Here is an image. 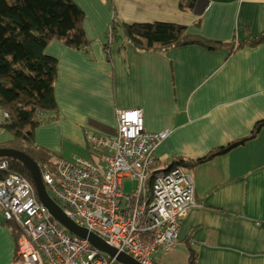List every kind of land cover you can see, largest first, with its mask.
I'll return each mask as SVG.
<instances>
[{"label":"crops","instance_id":"0c3cea01","mask_svg":"<svg viewBox=\"0 0 264 264\" xmlns=\"http://www.w3.org/2000/svg\"><path fill=\"white\" fill-rule=\"evenodd\" d=\"M71 1L84 13L88 45L72 50L52 41L45 49L57 60V111L42 116L46 123L36 129L35 143L53 157L101 164L103 152L90 147L87 136L113 137L118 109H141L146 132L169 131L153 153L157 171L246 138L264 119V43L232 53L197 46L140 52L120 28L170 23L236 46L264 34V0H196L189 11L180 9L181 0ZM187 171L196 206L178 220L177 244L157 252L155 264H187L189 249L195 264H264V127ZM15 254L0 212V264H14Z\"/></svg>","mask_w":264,"mask_h":264},{"label":"built area","instance_id":"2783aa9c","mask_svg":"<svg viewBox=\"0 0 264 264\" xmlns=\"http://www.w3.org/2000/svg\"><path fill=\"white\" fill-rule=\"evenodd\" d=\"M108 38L111 42L113 28ZM115 115L113 137L87 136L88 145L103 152L101 164L55 156L37 166L47 193L72 222L139 264H155L157 252L177 244L178 220L196 206L194 181L182 167L154 173L153 153L168 130L146 132L141 109H118ZM0 172L6 173L0 179V212L19 232L14 264H121L53 220L7 158L0 159ZM125 181L136 182L130 193Z\"/></svg>","mask_w":264,"mask_h":264},{"label":"trees","instance_id":"16d2710c","mask_svg":"<svg viewBox=\"0 0 264 264\" xmlns=\"http://www.w3.org/2000/svg\"><path fill=\"white\" fill-rule=\"evenodd\" d=\"M195 2L181 0L180 9L189 11ZM83 20L84 13L71 0H0V110L8 114L6 121L0 124V129L11 135L9 141L0 142V148L23 152L37 165L51 162L52 154L35 143V131L44 121L39 114L57 111L54 97L57 60L46 55L45 49L52 41L72 50L84 49L88 41ZM120 28L126 42L140 52H165L197 46L213 52L228 49L232 53L264 43L263 34L250 42L234 46L232 43L188 35L183 28L161 22L122 24ZM263 127L264 119L255 124L246 138L214 149L197 160L184 162L178 159L170 164L169 169L182 167L187 170L225 155L252 139ZM7 160L11 171L33 185L29 172L19 162L11 158ZM5 176L6 173L0 172V179ZM149 184H152V180ZM5 223L11 228L16 241L19 233L17 227L11 222ZM196 258V253L189 249L187 264H195ZM14 260L18 262L16 256Z\"/></svg>","mask_w":264,"mask_h":264},{"label":"water","instance_id":"95a60500","mask_svg":"<svg viewBox=\"0 0 264 264\" xmlns=\"http://www.w3.org/2000/svg\"><path fill=\"white\" fill-rule=\"evenodd\" d=\"M1 158H11L16 160L29 172L38 201L46 208L52 219L59 223L66 231L86 240L94 249L105 253L111 258H115L116 261L121 264H139L126 254L119 253L115 249L107 246L100 238L88 232L86 229L77 226L68 217H66L62 209L47 193L46 188L41 180L39 168L36 162L28 155L14 149L0 148V159ZM157 172L158 171L154 173Z\"/></svg>","mask_w":264,"mask_h":264},{"label":"rangeland","instance_id":"374dc122","mask_svg":"<svg viewBox=\"0 0 264 264\" xmlns=\"http://www.w3.org/2000/svg\"><path fill=\"white\" fill-rule=\"evenodd\" d=\"M8 1H12V0H8ZM3 113V112H2ZM2 114H0V121H3L2 123H4L6 121V119H4L2 116ZM2 119V120H1ZM46 120L43 121V123L45 122ZM49 122V120H48ZM1 123V124H2ZM46 123V122H45ZM5 137L7 140H5ZM11 139V135L7 132V131H3L2 135L0 136V142L4 143V142H7ZM136 187V182H132V181H125V193H130L131 190L133 188Z\"/></svg>","mask_w":264,"mask_h":264},{"label":"snow or ice","instance_id":"6c2138e0","mask_svg":"<svg viewBox=\"0 0 264 264\" xmlns=\"http://www.w3.org/2000/svg\"><path fill=\"white\" fill-rule=\"evenodd\" d=\"M131 118H134V116H133V117H130V119H131Z\"/></svg>","mask_w":264,"mask_h":264}]
</instances>
